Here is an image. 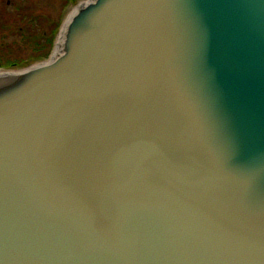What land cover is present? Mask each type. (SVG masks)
<instances>
[{
	"label": "water",
	"instance_id": "water-1",
	"mask_svg": "<svg viewBox=\"0 0 264 264\" xmlns=\"http://www.w3.org/2000/svg\"><path fill=\"white\" fill-rule=\"evenodd\" d=\"M0 264H264V0H80L0 69Z\"/></svg>",
	"mask_w": 264,
	"mask_h": 264
},
{
	"label": "trees",
	"instance_id": "trees-1",
	"mask_svg": "<svg viewBox=\"0 0 264 264\" xmlns=\"http://www.w3.org/2000/svg\"><path fill=\"white\" fill-rule=\"evenodd\" d=\"M51 10L65 9L77 0H58ZM26 0H9L8 6L0 7V68L26 66L34 61L47 58L50 54L64 13L55 20L41 15V23L33 6ZM0 3L1 0H0ZM60 5L56 9V6ZM12 10H11V9ZM52 14V12H51Z\"/></svg>",
	"mask_w": 264,
	"mask_h": 264
},
{
	"label": "rangeland",
	"instance_id": "rangeland-1",
	"mask_svg": "<svg viewBox=\"0 0 264 264\" xmlns=\"http://www.w3.org/2000/svg\"><path fill=\"white\" fill-rule=\"evenodd\" d=\"M9 0H1L2 3H0V7L1 8H4L3 5L5 6H8V2ZM26 4L27 5H31L33 6V9L34 11H36L37 15L39 16L37 18V21L41 23V18L40 16L41 15H49L50 17H54L55 20L58 19L60 17L61 14L67 12V8L65 9H57L58 7H60V5H57L56 6V11H55V14L53 13V10L54 9V4H57V3H60L58 0H26ZM11 9V8H10ZM12 10V9H11ZM52 12V14H51ZM0 19L3 20V16H0Z\"/></svg>",
	"mask_w": 264,
	"mask_h": 264
}]
</instances>
